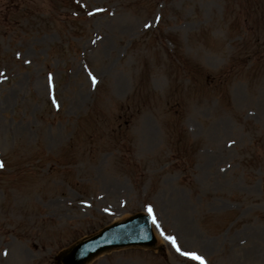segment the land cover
<instances>
[{
    "label": "rangeland",
    "instance_id": "rangeland-1",
    "mask_svg": "<svg viewBox=\"0 0 264 264\" xmlns=\"http://www.w3.org/2000/svg\"><path fill=\"white\" fill-rule=\"evenodd\" d=\"M0 162V264H264V0H0Z\"/></svg>",
    "mask_w": 264,
    "mask_h": 264
},
{
    "label": "water",
    "instance_id": "water-1",
    "mask_svg": "<svg viewBox=\"0 0 264 264\" xmlns=\"http://www.w3.org/2000/svg\"><path fill=\"white\" fill-rule=\"evenodd\" d=\"M156 239L151 232L149 220L138 214L128 220L105 228L101 233L79 242L59 256L63 264H86L107 249L126 245H153Z\"/></svg>",
    "mask_w": 264,
    "mask_h": 264
},
{
    "label": "snow or ice",
    "instance_id": "snow-or-ice-1",
    "mask_svg": "<svg viewBox=\"0 0 264 264\" xmlns=\"http://www.w3.org/2000/svg\"><path fill=\"white\" fill-rule=\"evenodd\" d=\"M146 26H149V25H146ZM93 81L95 82V77H93ZM3 166H4L3 162H0V168H2ZM150 211H151V209H150ZM153 222L155 223V221H153ZM169 239L172 240V243L174 245L176 244L175 238H169ZM177 251L178 252L181 251L178 246H177ZM181 254L188 257L189 259L200 261V264H205L204 258L195 252H182Z\"/></svg>",
    "mask_w": 264,
    "mask_h": 264
}]
</instances>
